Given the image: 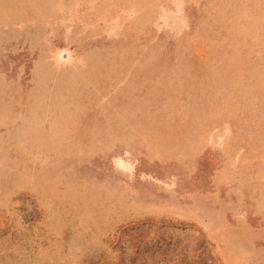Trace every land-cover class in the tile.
Segmentation results:
<instances>
[{"label": "rangeland", "instance_id": "1", "mask_svg": "<svg viewBox=\"0 0 264 264\" xmlns=\"http://www.w3.org/2000/svg\"><path fill=\"white\" fill-rule=\"evenodd\" d=\"M0 264H264V0H0Z\"/></svg>", "mask_w": 264, "mask_h": 264}]
</instances>
